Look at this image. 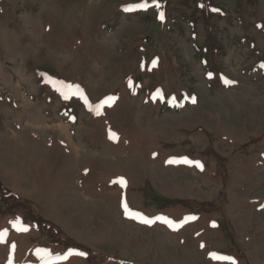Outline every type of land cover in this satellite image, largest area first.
I'll use <instances>...</instances> for the list:
<instances>
[{"label":"rangeland","instance_id":"obj_1","mask_svg":"<svg viewBox=\"0 0 264 264\" xmlns=\"http://www.w3.org/2000/svg\"><path fill=\"white\" fill-rule=\"evenodd\" d=\"M161 1L0 0V264H264V0Z\"/></svg>","mask_w":264,"mask_h":264},{"label":"snow or ice","instance_id":"obj_2","mask_svg":"<svg viewBox=\"0 0 264 264\" xmlns=\"http://www.w3.org/2000/svg\"><path fill=\"white\" fill-rule=\"evenodd\" d=\"M147 6H148V5H147L146 3L136 4V5H132V6L126 7V8H125V11H133V10H135V9H146ZM162 18H163V16L161 15V19H162ZM210 75H211V74H210ZM111 99H113V98L109 97V100H111ZM193 102H195V101L193 100ZM111 137H112V138H116V134H115V133H111ZM185 162H187V163H193L192 161H185ZM195 163H196V166H197V167H202V165H201L199 162H195ZM119 182H120V183H124L123 180H121V181H119ZM124 208H125V214H126V215H132L133 217H137V216H139V218H140L144 223H152V221H150V220H148L147 218L141 216L139 213H130L127 204L124 205ZM159 219L164 220V221H165L166 223H168L169 225H172V223H173L172 221L166 220V219L163 218V217H160ZM23 230H27V229H23ZM0 236H3V233H0ZM77 254H78V255H81V256L86 255V253H83V252H81V253H77ZM66 258H67V257H65V259H66ZM215 258H217V259H226V260H230V259H231L230 257H215Z\"/></svg>","mask_w":264,"mask_h":264},{"label":"trees","instance_id":"obj_3","mask_svg":"<svg viewBox=\"0 0 264 264\" xmlns=\"http://www.w3.org/2000/svg\"><path fill=\"white\" fill-rule=\"evenodd\" d=\"M159 2H161V6H167L166 3H163L161 0H159ZM251 2V1H250ZM194 3H196V0H194ZM216 47V46H215Z\"/></svg>","mask_w":264,"mask_h":264},{"label":"bare ground","instance_id":"obj_4","mask_svg":"<svg viewBox=\"0 0 264 264\" xmlns=\"http://www.w3.org/2000/svg\"><path fill=\"white\" fill-rule=\"evenodd\" d=\"M63 129V128H60V130ZM62 131V130H61ZM18 141V140H17ZM77 151V150H76Z\"/></svg>","mask_w":264,"mask_h":264}]
</instances>
